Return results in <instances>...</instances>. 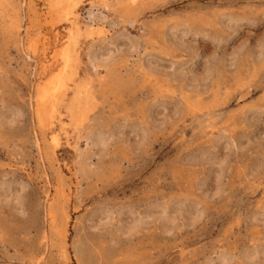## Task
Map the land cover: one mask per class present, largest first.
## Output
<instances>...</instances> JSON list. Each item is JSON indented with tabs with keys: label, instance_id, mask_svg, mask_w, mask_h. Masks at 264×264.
Wrapping results in <instances>:
<instances>
[{
	"label": "rangeland",
	"instance_id": "obj_1",
	"mask_svg": "<svg viewBox=\"0 0 264 264\" xmlns=\"http://www.w3.org/2000/svg\"><path fill=\"white\" fill-rule=\"evenodd\" d=\"M0 264H264V0H0Z\"/></svg>",
	"mask_w": 264,
	"mask_h": 264
},
{
	"label": "bare ground",
	"instance_id": "obj_2",
	"mask_svg": "<svg viewBox=\"0 0 264 264\" xmlns=\"http://www.w3.org/2000/svg\"><path fill=\"white\" fill-rule=\"evenodd\" d=\"M55 1V0H54ZM51 2V1H50ZM64 7L65 5H61V7ZM57 7H59V5L57 6ZM61 10H62V8H61ZM70 10V9H69ZM71 14H72V12H71ZM73 27V26H72ZM70 38V37H69ZM55 39V38H54ZM65 41V40H64ZM45 42V41H44ZM58 44H60V43H58ZM68 44V43H67ZM56 46V45H55ZM47 48V47H46ZM69 49V48H68ZM43 51V50H42ZM43 53H45V52H43ZM60 53V52H59ZM74 54V53H73ZM72 54V55H73ZM44 55V54H43ZM42 59V58H41ZM45 59H46V57H45ZM48 59V58H47ZM46 59V60H47ZM55 59V58H54ZM65 61L67 60V57L65 56V59H64ZM49 61V60H48ZM54 61V60H53ZM60 63H61V61H60ZM55 66V65H54ZM57 66V65H56ZM51 69V68H50ZM47 70V69H46ZM61 73H63L62 71H61ZM56 75V74H55ZM63 75H64V73H63ZM53 77H55V76H52V78ZM48 82V81H47ZM46 82V83H47ZM62 84H63V82H62V80H61V78L59 77V79L56 81V82H54V83H47L46 85H45V87L43 88V89H41L40 91H42V99H40V105H44V106H46L45 104L49 101V98H51V97H54L53 95H55V94H57L58 92H60V88H61V86H62ZM55 98V97H54ZM55 101V100H54ZM51 106V105H50ZM52 107H53V105H52ZM45 108V107H44ZM40 109V108H39ZM52 117V116H51ZM38 122H39V120H38ZM55 136H53V138H52V140H53V142H54V145H55V143H56V137L54 138ZM50 139H51V137H50ZM51 140V141H52Z\"/></svg>",
	"mask_w": 264,
	"mask_h": 264
}]
</instances>
